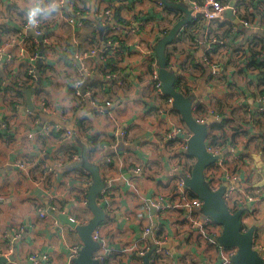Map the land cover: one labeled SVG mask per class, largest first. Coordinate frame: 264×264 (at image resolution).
<instances>
[{"label":"crops","instance_id":"1","mask_svg":"<svg viewBox=\"0 0 264 264\" xmlns=\"http://www.w3.org/2000/svg\"><path fill=\"white\" fill-rule=\"evenodd\" d=\"M64 1L59 13L52 14L54 19L43 20L49 23L43 34L50 44L43 40L40 56V41L24 18L32 0H0V46L10 54L0 62V246L10 243L14 249V260L6 264H32V253L50 255V262L42 264H69L70 247L81 239L65 218L85 224L92 217L84 195L92 176L83 167V154L100 164L105 183L110 180L111 212L102 230L107 248L115 250L112 264H143L140 251L152 245L143 239L149 225L165 245L170 243V255L156 264H216L188 208H167L158 217L152 206L160 195L172 193V159L190 165L195 161L182 149V139L166 140L169 129L187 125L167 95L154 94L147 55L185 13L162 0L160 7L156 0ZM221 1L234 2V17L225 14L222 23L214 24L218 42L213 49L207 51V44L199 43L203 28L192 32L188 25L169 47V62L181 71L180 88L192 96L195 113L207 120L209 137H215L221 149L224 163L207 170L216 172L221 186H235L234 195L243 197L239 209H244V226L255 227L254 248L264 259V115L254 113L264 106V89L256 88L264 82V56L255 60L249 49L240 56L251 30L242 36L227 29L238 20L235 8L240 17L264 25V0ZM51 2L43 0L42 6ZM108 8L116 21V38L124 19L143 21V30L127 35L123 51L105 62L96 57L85 62L90 74L82 92L91 90L92 95L77 97L72 60L80 50L104 46L112 27H102L96 14ZM67 17L80 23L71 24ZM30 67L37 70L36 80L28 79ZM32 87L30 109L25 90ZM107 100L113 106L102 112ZM222 121V129L214 127ZM54 125L60 129H46ZM123 127H128L126 142L117 135ZM134 168L142 169V175ZM40 207L45 218L38 216ZM11 229L15 232L4 238Z\"/></svg>","mask_w":264,"mask_h":264},{"label":"built area","instance_id":"2","mask_svg":"<svg viewBox=\"0 0 264 264\" xmlns=\"http://www.w3.org/2000/svg\"><path fill=\"white\" fill-rule=\"evenodd\" d=\"M171 1L184 3L187 7H189L192 10L191 22L194 23L195 32H197L200 27L203 28V35L201 37L202 39L199 40V43L200 44L206 43L207 44L206 50L207 51L212 50L213 49L212 44L218 42L213 31L214 24L222 23L223 20L225 19L226 11L228 9H232L233 11V7L231 8L230 5L223 3L221 0H171ZM64 2L61 4V8L64 5ZM156 3L159 7L163 5V3L160 0H156ZM234 13L236 17H238V20L236 19L237 22H232L230 27H227V29L230 28L233 33L241 34L242 36L245 35V32L248 29H250L252 33L250 40L245 42L243 46L244 51L243 52L239 51L238 54L240 56L245 55L246 50L249 49L250 53L256 57L255 60L262 58L264 56V39L262 38L264 35V25L261 26H258L257 24L255 25L254 23L250 22L248 19L240 17L239 9L237 8L234 9ZM96 15L102 27H105L107 29L108 26H111L112 30L107 34V40L103 47L94 46L87 50H80L75 53V58L74 60H72V64L75 68H77V77L74 80L75 94L77 97H82L85 94L88 96L92 95L91 90L86 91L85 89V92L84 93L82 92V88L84 86V80L90 74L88 72L85 62L93 57H96L101 61L105 62L107 58L110 57L111 55L122 52L127 42L126 36L129 34H136L141 32L144 26L143 21H138L137 19H124L123 21L120 22V26L117 27V29L119 30L118 34L121 35L116 38L113 30L114 27L112 25V22H116V21L114 20V14L112 10L108 8L104 11H99ZM67 20L71 24L80 23L77 22L73 17H67ZM38 21H39V26L34 30L37 35L45 33L47 30L46 26L49 24V23H44L43 19H41L40 17H38ZM168 31L169 30L165 32L167 33ZM260 32L263 33V35H261ZM45 43L50 44L48 39H45ZM123 45L124 47H122ZM254 49H257V52L254 53ZM147 55L152 63L151 79L153 83L154 94L157 96L166 95L163 92V84L159 79V66H158L157 56L155 53V47L148 49ZM6 56L7 58L10 57V54L7 53L6 46H0V62L3 61L4 58H6ZM202 58L206 60V57L204 55H202ZM169 67L176 70L179 73L181 72L178 70L176 66L172 65L170 62H169ZM257 67L259 68V65L256 66V69ZM27 71H28L27 75L29 81L36 80L37 70L34 67H30ZM256 88L264 89V82L258 84ZM260 98L264 102V95L261 96ZM38 100L40 102V106L42 110H47V104L45 100H43L41 97ZM168 101L170 105H173L172 97L168 96ZM112 106H113V102L111 100H107L104 106L101 108V111L102 112L104 111V107H112ZM195 109L196 108L194 104V115L196 119L199 122L207 123V120L204 119L202 115H197L195 113ZM254 113L260 116L264 115V106L259 108L258 111H254ZM210 114L215 119L219 118L218 114L215 115L212 112ZM2 126L4 128H7L6 123H3ZM46 129L53 130V129H60V127L58 125H54V126H48ZM66 133L68 135H71L70 130H66ZM127 133H128V127H123L117 131V135L121 138L123 142L127 141L126 139ZM191 135L192 132L186 126L172 127L167 131L166 140L182 139L181 147L183 150H187ZM207 149L214 155L219 156V159L214 163V165L216 163L219 164L224 163L220 153L221 149L219 148L217 143V139H213L212 137L208 136ZM73 158L74 160H76L78 159V156L74 155ZM171 163H172L171 168L176 173V175L169 182L172 193L171 194L168 193L167 195H160L157 199H155L152 202V206H154L157 210V216L163 217L164 210L167 208H176V207L188 208L191 212L190 220L194 225L198 227L199 232L207 239L206 244L213 251L215 256L214 260L216 264H235L232 258L236 254L237 249L226 248L221 244H219L218 237L221 234L222 227L219 224H217L212 218L207 217L203 214L202 200L192 195V192L186 185V179L191 176L192 167L194 163L190 165L182 158L172 159ZM48 169H49L48 171L52 170L50 168ZM133 172L136 175H142L143 170L140 168H134ZM205 180L212 189H218L221 186V178L213 170L206 169ZM109 181L108 184L106 183L105 188L103 189V191L99 196V203L106 210L108 217L102 224L98 226V228L95 230L93 234L94 240L99 243V248L94 254V259L98 261V264H112L111 254L115 251L113 249L107 248L102 230V225L106 221H108L109 213L111 212L110 209L112 204L111 203L112 197L109 195V191H110ZM91 183H92V178H89L87 182V186L85 187L84 190L86 202L88 201V190ZM235 192H236V187L230 186L227 188V192L224 195L225 202L232 211L238 210L239 206L244 202L242 196L234 195ZM249 199L256 200V198L253 196H250ZM257 200L260 201V197L257 198ZM102 203H104V205H102ZM51 208L53 210L57 209L53 205ZM38 216L39 218H45L46 211L43 207L39 208ZM10 232H15V230L11 229L10 231L5 232L4 238H7ZM143 239L146 243L148 244L150 243L152 245L147 246L146 248L140 251L141 257L145 255L153 246H157L151 258L152 264H156L158 261L160 262L168 255H170V252L167 251V249L160 248L162 245L165 244L166 241L157 237L156 232L152 230V227L150 225L144 229ZM81 248H82V243L70 247L71 255H70L69 264H74L73 259L79 256ZM13 252L14 249L12 244L10 243H6L5 245L0 246V257H5L8 259V261H10L9 258L11 257ZM29 260L32 262V264L49 263L50 255L44 253H32L29 256ZM6 263L7 262H5L4 264Z\"/></svg>","mask_w":264,"mask_h":264},{"label":"water","instance_id":"3","mask_svg":"<svg viewBox=\"0 0 264 264\" xmlns=\"http://www.w3.org/2000/svg\"><path fill=\"white\" fill-rule=\"evenodd\" d=\"M169 6L183 11L185 18L178 20L169 31L163 35L155 45V53L159 66V79L163 84V92L173 98V106L180 113L183 122L192 132L189 139L187 152L195 158L192 167L191 176L186 179V185L194 196L200 198L203 202L202 211L207 217L212 218L222 227L218 242L226 248H236L237 252L232 260L235 264H264V259L254 248L255 227L250 226L245 229L243 214L244 209L232 211L226 204L224 195L227 192L226 186L218 189H212L205 180L206 169L213 165L219 156L214 155L207 149V139L209 136V124L199 122L194 115V100L192 96L185 94L177 89L178 72L169 67L167 60V50L177 39L183 28L188 26L192 21V10L184 3L171 0H162ZM234 6V2L230 4ZM232 10L228 9L226 14H231ZM32 35L40 41V56L43 54L44 34H36L33 30ZM41 79L38 78V84ZM35 88L26 89L27 103L30 109H33L32 94ZM83 167L89 171L92 176V183L88 190V207L92 213L91 219L85 224H78L72 218H65L67 223L76 229L81 239L82 248L79 256L73 259L74 264H98L94 259V254L99 248V243L94 240L93 234L100 224H102L108 214L99 203V196L106 186L101 175L100 164L91 163L88 156L83 154ZM170 243L162 245L161 249L169 247ZM157 246H153L145 255L142 256L143 264H152L151 258ZM9 260H14L11 256ZM8 259L0 257V264H4Z\"/></svg>","mask_w":264,"mask_h":264},{"label":"clouds","instance_id":"4","mask_svg":"<svg viewBox=\"0 0 264 264\" xmlns=\"http://www.w3.org/2000/svg\"><path fill=\"white\" fill-rule=\"evenodd\" d=\"M64 0H52L47 6L43 5V0H32L25 10L26 28L35 30L39 26L38 17L43 20L54 19L53 13H59Z\"/></svg>","mask_w":264,"mask_h":264},{"label":"trees","instance_id":"5","mask_svg":"<svg viewBox=\"0 0 264 264\" xmlns=\"http://www.w3.org/2000/svg\"><path fill=\"white\" fill-rule=\"evenodd\" d=\"M167 7V6H166ZM167 8H169V7H167ZM170 9V8H169ZM192 26V27H191ZM192 28V29H191ZM188 29H191L192 30V32H195V26H194V23H190L189 24V26H188ZM179 36H180V34H179ZM179 36L177 37V39L176 40H178L179 39ZM168 51H169V47H168V50H167V60H168V63H169V53H168ZM169 65V64H168ZM24 86H26V88L28 87V85H24ZM176 87H177V89H179V90H181L182 92H184L185 93V91H183L181 88H180V86H179V83H178V81H177V84H176ZM20 93V92H19ZM186 94V93H185ZM226 122V121H225ZM216 125V126H215ZM214 125V127H216V128H218V129H222V126L224 125V121H222V122H220V123H216ZM212 138L213 139H215V137H213L212 136ZM192 195H194L193 193H192ZM246 229V228H245Z\"/></svg>","mask_w":264,"mask_h":264},{"label":"rangeland","instance_id":"6","mask_svg":"<svg viewBox=\"0 0 264 264\" xmlns=\"http://www.w3.org/2000/svg\"><path fill=\"white\" fill-rule=\"evenodd\" d=\"M73 240H75V241H77L78 242V239L77 238H74ZM77 243H75V244H72L71 246H74V245H76Z\"/></svg>","mask_w":264,"mask_h":264},{"label":"bare ground","instance_id":"7","mask_svg":"<svg viewBox=\"0 0 264 264\" xmlns=\"http://www.w3.org/2000/svg\"><path fill=\"white\" fill-rule=\"evenodd\" d=\"M119 25V24H118Z\"/></svg>","mask_w":264,"mask_h":264}]
</instances>
